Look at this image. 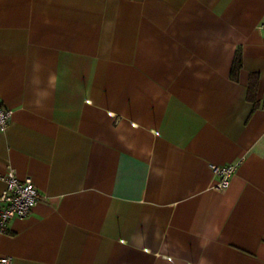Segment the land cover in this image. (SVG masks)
Segmentation results:
<instances>
[{"label": "crops", "instance_id": "1", "mask_svg": "<svg viewBox=\"0 0 264 264\" xmlns=\"http://www.w3.org/2000/svg\"><path fill=\"white\" fill-rule=\"evenodd\" d=\"M261 23L264 0H0V175L39 193L0 256L264 264Z\"/></svg>", "mask_w": 264, "mask_h": 264}, {"label": "built area", "instance_id": "2", "mask_svg": "<svg viewBox=\"0 0 264 264\" xmlns=\"http://www.w3.org/2000/svg\"><path fill=\"white\" fill-rule=\"evenodd\" d=\"M259 30L264 34V23L259 25ZM12 115V110L5 107L0 101V129H5ZM238 162L226 165H211L213 177L216 179L213 189L224 190L235 174ZM5 186L0 193V234L8 230L11 220L26 217L33 209L39 196L31 178L19 179L12 169L0 175ZM10 256H0V264H10Z\"/></svg>", "mask_w": 264, "mask_h": 264}, {"label": "trees", "instance_id": "3", "mask_svg": "<svg viewBox=\"0 0 264 264\" xmlns=\"http://www.w3.org/2000/svg\"><path fill=\"white\" fill-rule=\"evenodd\" d=\"M241 53L240 50H237L233 59V63H232V75H236V73L238 72L239 68L241 67ZM257 85V77L256 76H252L251 80L249 82V86H248V98L252 99V93L255 91ZM251 95V96H250Z\"/></svg>", "mask_w": 264, "mask_h": 264}]
</instances>
